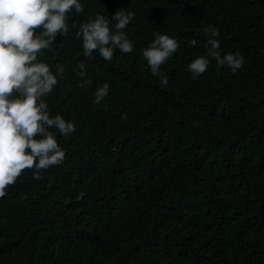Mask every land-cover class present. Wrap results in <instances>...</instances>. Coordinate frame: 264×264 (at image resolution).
Returning a JSON list of instances; mask_svg holds the SVG:
<instances>
[{"label":"trees","instance_id":"1","mask_svg":"<svg viewBox=\"0 0 264 264\" xmlns=\"http://www.w3.org/2000/svg\"><path fill=\"white\" fill-rule=\"evenodd\" d=\"M79 2L37 58L54 74L64 65L45 102L76 131L51 129L63 163L39 180L25 170L0 198V264H264V0ZM120 9L134 13L132 52L86 58L80 24ZM208 25L221 56L194 80ZM154 34L179 44L166 87L142 55ZM237 51L233 74L219 61Z\"/></svg>","mask_w":264,"mask_h":264},{"label":"clouds","instance_id":"2","mask_svg":"<svg viewBox=\"0 0 264 264\" xmlns=\"http://www.w3.org/2000/svg\"><path fill=\"white\" fill-rule=\"evenodd\" d=\"M73 9L76 13L83 11L79 0H0V198L7 195L6 189L25 170H33V179L39 180L42 171L63 163L65 151L51 129L65 137L76 131L74 123L62 115H50L45 102L58 83L57 75L63 74L64 65H57L54 74L48 63L37 59L42 50H50L58 33L68 34L66 18ZM133 19V12L120 9L111 19L97 13L94 19L89 17L81 23L75 35L82 38L84 56L91 59L98 52L108 61L116 49L132 52L133 43L124 30ZM204 33L208 37L207 56H198L188 65L194 80L208 70V57L221 56L218 29L208 25ZM154 35L142 55L152 75L159 76L161 87H166L168 77L160 71L161 65L178 50L179 44L169 35ZM219 62L235 74L243 67L244 57L237 51L223 55ZM78 68L83 81L78 86H91L85 63L81 62ZM108 90V83L97 88L94 102L99 104ZM126 118V114L122 116Z\"/></svg>","mask_w":264,"mask_h":264}]
</instances>
